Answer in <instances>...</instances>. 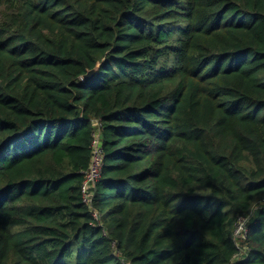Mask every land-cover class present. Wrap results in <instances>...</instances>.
<instances>
[{
	"label": "trees",
	"instance_id": "trees-1",
	"mask_svg": "<svg viewBox=\"0 0 264 264\" xmlns=\"http://www.w3.org/2000/svg\"><path fill=\"white\" fill-rule=\"evenodd\" d=\"M0 264H264V0H0Z\"/></svg>",
	"mask_w": 264,
	"mask_h": 264
},
{
	"label": "built area",
	"instance_id": "built-area-1",
	"mask_svg": "<svg viewBox=\"0 0 264 264\" xmlns=\"http://www.w3.org/2000/svg\"><path fill=\"white\" fill-rule=\"evenodd\" d=\"M93 158L92 163L87 172H85L86 179L83 186V194H84V201L91 205L92 204V190L95 188L96 184L102 178V169L104 167V150L101 146V139L99 134L95 135L94 142H93ZM97 218V214H95ZM248 234V228L246 226V220L241 218L237 225V229L235 232L236 239L241 238L242 240H246Z\"/></svg>",
	"mask_w": 264,
	"mask_h": 264
},
{
	"label": "water",
	"instance_id": "water-1",
	"mask_svg": "<svg viewBox=\"0 0 264 264\" xmlns=\"http://www.w3.org/2000/svg\"><path fill=\"white\" fill-rule=\"evenodd\" d=\"M98 68H99V65L93 70V71H90L85 77H84V80H89L91 79L98 71Z\"/></svg>",
	"mask_w": 264,
	"mask_h": 264
},
{
	"label": "rangeland",
	"instance_id": "rangeland-1",
	"mask_svg": "<svg viewBox=\"0 0 264 264\" xmlns=\"http://www.w3.org/2000/svg\"><path fill=\"white\" fill-rule=\"evenodd\" d=\"M241 240H242L241 238H238V239H237L238 243H240Z\"/></svg>",
	"mask_w": 264,
	"mask_h": 264
}]
</instances>
